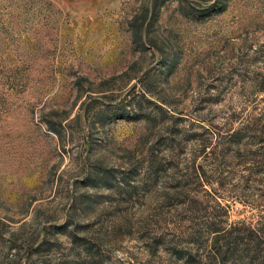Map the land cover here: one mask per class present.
Wrapping results in <instances>:
<instances>
[{"label": "rangeland", "instance_id": "1", "mask_svg": "<svg viewBox=\"0 0 264 264\" xmlns=\"http://www.w3.org/2000/svg\"><path fill=\"white\" fill-rule=\"evenodd\" d=\"M251 257L264 0H0V264Z\"/></svg>", "mask_w": 264, "mask_h": 264}, {"label": "trees", "instance_id": "2", "mask_svg": "<svg viewBox=\"0 0 264 264\" xmlns=\"http://www.w3.org/2000/svg\"><path fill=\"white\" fill-rule=\"evenodd\" d=\"M155 6H156V5H155ZM135 37L138 38V37H139V34L136 33V34H135ZM253 261H254V259H253L252 257L249 258V262H248V264H252Z\"/></svg>", "mask_w": 264, "mask_h": 264}]
</instances>
